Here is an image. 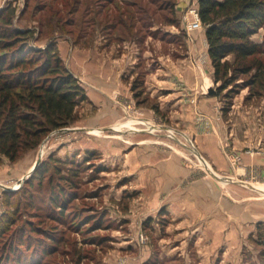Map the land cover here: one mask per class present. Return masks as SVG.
<instances>
[{
    "label": "rangeland",
    "instance_id": "rangeland-1",
    "mask_svg": "<svg viewBox=\"0 0 264 264\" xmlns=\"http://www.w3.org/2000/svg\"><path fill=\"white\" fill-rule=\"evenodd\" d=\"M162 1L141 0L154 2L152 10ZM179 2L184 16L187 1ZM93 6L92 0H0V8L15 9L17 25L44 24L38 45L52 28L62 33L54 24L64 17L77 19L64 27L76 37ZM253 38L262 40L264 27ZM255 59L264 69V53ZM255 72L233 73L217 94L215 117L197 120L198 134L167 117L144 121L128 103L127 119L84 129L91 114L78 106L76 119L36 148L13 161L3 156L0 264L15 262L12 250L24 257L36 248L30 264H264V232L257 227L264 220V70L256 81ZM195 136H211V148H200ZM50 155L76 161V169L60 168L73 172L61 218L49 203L50 191L64 185ZM44 231L56 237L50 247Z\"/></svg>",
    "mask_w": 264,
    "mask_h": 264
},
{
    "label": "trees",
    "instance_id": "trees-1",
    "mask_svg": "<svg viewBox=\"0 0 264 264\" xmlns=\"http://www.w3.org/2000/svg\"><path fill=\"white\" fill-rule=\"evenodd\" d=\"M92 2L93 17H82L81 31L76 37L71 29H64L66 25L77 24L75 17H64L57 24L49 17L48 24L53 26L54 21V26L60 24L62 33L57 35V30L52 28L53 35L44 45L36 44L43 33L42 22L37 29L19 26L14 21L13 7L0 8V161L3 156L15 160L21 152L39 146L50 131L70 125L76 119L80 102L88 98L79 77L60 54L58 36L67 35L73 44L86 47L93 44L98 32L108 42L136 40L140 43L151 34L165 42L183 43L179 34L161 27L164 24L179 25L176 0H164L154 10L150 9L154 2L148 5L141 0ZM198 9L206 29L208 52L214 67L213 79L216 84L220 83L216 85L217 94L232 82L233 73L239 70L248 73L256 68L252 79L256 81L255 78L261 75L259 72L264 70L262 61L255 59L256 54L264 53V38L256 40L253 35L264 27V0H198ZM155 24L160 27L153 28ZM142 82L138 77L134 84L135 96L140 103L147 101L146 95L139 98L143 94ZM48 162L59 170L60 182L64 184L49 194V203L61 218L73 172L65 175L60 168L76 169V161L50 155ZM34 174L41 177L37 169ZM257 227L264 232V220L259 221ZM44 232L48 240L43 242L50 247L56 237L49 231ZM12 251L16 255L11 264H30L37 248L24 257ZM8 261L6 258L5 264Z\"/></svg>",
    "mask_w": 264,
    "mask_h": 264
},
{
    "label": "crops",
    "instance_id": "crops-1",
    "mask_svg": "<svg viewBox=\"0 0 264 264\" xmlns=\"http://www.w3.org/2000/svg\"><path fill=\"white\" fill-rule=\"evenodd\" d=\"M179 1L176 0L179 25L161 27L179 34L183 43L165 42L151 34L140 43L136 40L108 42L100 32L89 47L73 44L68 37L57 39L62 58L79 77L88 97L87 102L83 100L78 105L84 113L91 114L83 119L90 124L82 128H108L127 119L122 109L124 103L136 109L143 120L167 117L170 123L182 127L181 131L192 135L198 134V119L215 117L213 106L218 102L217 94L206 92L210 86L216 87L206 29H186L182 16L184 5ZM157 27L160 25L153 26ZM138 77L147 96L144 103L138 102L135 96L134 84ZM148 127L146 124L144 133L150 132ZM195 138L202 143L200 148H211V136Z\"/></svg>",
    "mask_w": 264,
    "mask_h": 264
},
{
    "label": "built area",
    "instance_id": "built-area-1",
    "mask_svg": "<svg viewBox=\"0 0 264 264\" xmlns=\"http://www.w3.org/2000/svg\"><path fill=\"white\" fill-rule=\"evenodd\" d=\"M184 1H187V4L185 6V15L183 16L185 19L186 29L189 31L202 28L203 24L199 14L198 0Z\"/></svg>",
    "mask_w": 264,
    "mask_h": 264
},
{
    "label": "water",
    "instance_id": "water-1",
    "mask_svg": "<svg viewBox=\"0 0 264 264\" xmlns=\"http://www.w3.org/2000/svg\"><path fill=\"white\" fill-rule=\"evenodd\" d=\"M207 94L208 95H216L217 94V89L215 86H210L208 89H207Z\"/></svg>",
    "mask_w": 264,
    "mask_h": 264
}]
</instances>
